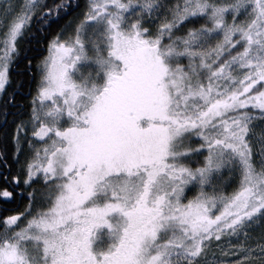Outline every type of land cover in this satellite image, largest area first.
Segmentation results:
<instances>
[{
	"label": "snow or ice",
	"instance_id": "6c2138e0",
	"mask_svg": "<svg viewBox=\"0 0 264 264\" xmlns=\"http://www.w3.org/2000/svg\"><path fill=\"white\" fill-rule=\"evenodd\" d=\"M0 120V264H264V0H0Z\"/></svg>",
	"mask_w": 264,
	"mask_h": 264
},
{
	"label": "trees",
	"instance_id": "16d2710c",
	"mask_svg": "<svg viewBox=\"0 0 264 264\" xmlns=\"http://www.w3.org/2000/svg\"><path fill=\"white\" fill-rule=\"evenodd\" d=\"M80 3H83V0H79ZM61 24L64 23L63 20L60 21ZM54 28L56 27L55 25L53 26ZM36 51H39L41 53H45V49L43 47L37 49ZM0 123H2V120H0ZM3 171V168H0V172ZM20 206V198L17 197L16 201L10 202L7 205L0 203V213H3L4 209L7 208L9 211L15 210L17 207Z\"/></svg>",
	"mask_w": 264,
	"mask_h": 264
}]
</instances>
